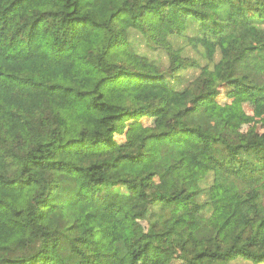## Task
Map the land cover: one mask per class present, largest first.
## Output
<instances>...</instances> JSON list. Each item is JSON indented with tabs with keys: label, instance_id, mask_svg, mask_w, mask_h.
<instances>
[{
	"label": "trees",
	"instance_id": "obj_1",
	"mask_svg": "<svg viewBox=\"0 0 264 264\" xmlns=\"http://www.w3.org/2000/svg\"><path fill=\"white\" fill-rule=\"evenodd\" d=\"M225 84L264 102V0H0V264H264Z\"/></svg>",
	"mask_w": 264,
	"mask_h": 264
},
{
	"label": "rangeland",
	"instance_id": "obj_2",
	"mask_svg": "<svg viewBox=\"0 0 264 264\" xmlns=\"http://www.w3.org/2000/svg\"><path fill=\"white\" fill-rule=\"evenodd\" d=\"M194 57V56H192ZM192 72H190L191 74ZM220 96L218 99L217 107H211L210 110L214 111L219 106H228L241 111L242 131L247 132L250 128H256L259 133L264 132V102H256L249 100L245 93L232 84H225L220 88ZM160 119H145L141 124L131 123L129 130L123 135L118 136L116 139L120 147L129 146L137 137L136 127L143 125L144 127H157L160 125ZM146 226L143 223L136 222L135 235L140 239L145 233ZM139 242V241H138ZM153 258L156 253L153 251L150 254ZM173 264H181L174 262ZM247 264V263H238Z\"/></svg>",
	"mask_w": 264,
	"mask_h": 264
}]
</instances>
